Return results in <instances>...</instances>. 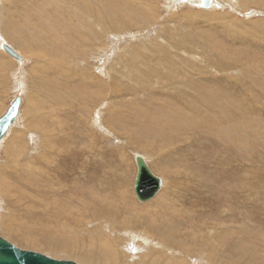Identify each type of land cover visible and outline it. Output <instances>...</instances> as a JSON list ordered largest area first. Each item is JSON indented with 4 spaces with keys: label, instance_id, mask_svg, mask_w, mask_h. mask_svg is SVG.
I'll use <instances>...</instances> for the list:
<instances>
[{
    "label": "rangeland",
    "instance_id": "rangeland-1",
    "mask_svg": "<svg viewBox=\"0 0 264 264\" xmlns=\"http://www.w3.org/2000/svg\"><path fill=\"white\" fill-rule=\"evenodd\" d=\"M47 1L59 9L72 3L71 0H0V39L23 58V62H18L3 50V46L0 48V115L15 96L22 95L24 98L23 112L0 150V181L6 179V189L3 192L0 189V219L12 218L18 225L0 228V236L19 248L58 260L97 264L83 262L77 255L79 252H67L59 242L75 240L92 244L90 237L103 233L115 238L116 233L111 231L113 227L122 230L119 237H127L125 227L117 225L124 215L120 217L117 207L106 202L115 192L111 185L121 178L122 184L127 183L125 186L120 185L125 197L129 198L127 200L133 198L139 205H147L168 189H174L175 192L167 193L166 197H176L173 204H177V207L187 206L185 208L191 213L190 216L175 208L182 215L177 218L169 207L164 216L155 215L159 221L151 219L154 225L150 228L143 226L145 228L136 229L157 233V225L169 224L167 220L172 219L177 223L175 229L180 231L172 236L177 235L175 240L181 242L180 246L169 241L166 246L157 234L154 236L146 231L134 230V234L139 235L136 238L137 246L131 245L138 253H135V264H146L143 260L155 254L152 250L161 252V243L176 260H185L186 264L194 260L193 264H205V261L208 262L205 255L207 250L198 246L204 245L202 240L205 235H198V232L213 231L214 236H217L218 231L223 233L225 230L213 224L226 219L232 220L227 222L235 231L234 240H226L230 243L225 241V245H221L224 248L228 246L232 258L235 257L233 260L230 258V264H264V0H217L219 6L209 9L188 4L185 0H110L109 6H95L104 14L105 22L99 23L86 17L85 22L78 26L80 33L72 47L66 43L63 30L58 29L60 37L52 36L50 39L43 27L41 36L30 26L33 21L21 19L27 13L41 12V2L47 4ZM92 1L98 5L95 0ZM24 8H27V12H24ZM210 16L219 19L212 20ZM254 24L259 27L255 28ZM198 69L202 70L206 88L217 91L221 86L224 87L240 96L239 105L234 106L231 95L222 96L218 102H212V98L210 102L207 98L205 102L197 99L196 102L204 104V110L215 116V119L209 120L203 116L196 118L193 114H187L186 111L196 112L195 105L189 103L184 94L189 79ZM246 72L252 82L244 80ZM47 80L54 82L53 96L44 94L41 88ZM96 85L102 86L100 94L94 88ZM234 85L236 89L232 87ZM206 88H198V91L204 93ZM55 89L61 90L62 107L60 99H57L60 91L57 90L56 94ZM183 96L185 99L181 101ZM37 103L40 105L36 106ZM218 104L224 108L222 115L216 113L219 111L216 108ZM153 105L159 108L154 109ZM247 110L249 114L245 115ZM159 111L166 115L162 116ZM170 113L175 115L174 121L179 123L177 130L164 137L152 131L144 135L148 127H161L166 123L165 120H171L164 118ZM44 116L48 117L44 119ZM240 116H248V123ZM231 118H238V122ZM202 119H206L202 126L185 122ZM47 135L52 140L49 141L51 144ZM130 139L134 147L127 145ZM186 139L197 146L186 142ZM151 141H155L158 146L152 148ZM145 142L149 143L150 148L140 150ZM14 144L17 151L10 153ZM191 148L197 154L195 157L199 158L189 163L188 157L195 158L194 153H190ZM62 149H65L63 156ZM135 153L145 156L152 171L163 180L161 190L147 202H140L134 191L137 174ZM178 155L183 156V159L177 160L175 164L166 163L171 161L170 158L176 160ZM162 163L170 175H163L154 167ZM229 167L232 172L226 174L225 169ZM203 170L210 178H190L193 172L202 173ZM229 179L237 181L232 184V188L224 186ZM200 181L209 182V187H205L202 182L200 184ZM193 183L197 185L193 187ZM191 187L192 190L202 188L213 191L207 192L210 203L207 201L208 204L203 207V214L184 202L185 199L199 201L195 197L202 198L201 193L190 196V191L186 190ZM229 189H233L234 195L230 193L231 196H227ZM227 198L232 201L234 216L231 219L225 217L228 213L222 214ZM85 203L88 207H85ZM55 204H59L55 206L57 213ZM106 206L115 213H104ZM211 207L215 210L211 211ZM216 208L219 214H216ZM75 213L80 216L76 217ZM147 213L144 210L143 214L148 216ZM197 222L203 225L197 227ZM69 227L74 229L73 234ZM146 233L151 236L147 238ZM182 233L187 237L185 240ZM142 238L150 239V242L145 243ZM186 239L192 245H197L196 251L192 249L190 252L185 247L186 250H183L185 242H189ZM38 240L41 243L47 240L45 244L55 248L36 247ZM96 244L105 246L112 243ZM115 248L118 253H129L122 245L117 244ZM233 249L237 251L236 256ZM181 256L186 258L181 259ZM160 257L161 262L165 260V255L161 254Z\"/></svg>",
    "mask_w": 264,
    "mask_h": 264
},
{
    "label": "bare ground",
    "instance_id": "bare-ground-1",
    "mask_svg": "<svg viewBox=\"0 0 264 264\" xmlns=\"http://www.w3.org/2000/svg\"><path fill=\"white\" fill-rule=\"evenodd\" d=\"M42 1V0H41ZM68 1V0H67ZM72 1V3L71 4H69L68 6L66 5V6H64V7H62V8H58V7H56V5L55 4H52V2L51 3H49L48 1V3L46 4L45 2H41V12L39 11V12H37L36 14H30V13H27V14H25V15H22L21 16V19H24V21H26V22H29V21H33V23L30 25V26H32L33 28H34V32H40V35H41V27H43V29H44V31H46V33L49 35V37L48 38H50V37H52V36H54V38H58V37H60L59 35H58V29H61V30H63L65 33H64V38H65V41H66V43H68V44H70V46L72 47L73 45H74V43L76 42V40H77V38H78V35H79V33H80V28L78 27L80 24H83L84 22H85V20H86V17H90V18H92L94 21H96V22H99V23H104L105 22V16H104V14L102 13V12H100L98 9H97V7H103V6H109L110 5V3H111V1L110 0H95L97 3H98V5H96V4H94L93 3V1L92 0H71ZM173 1V0H172ZM214 1V5H213V3H212V6H213V8L215 7V8H217L219 5H218V1L217 0H213ZM36 2H37V0H36ZM65 3V2H64ZM221 3V2H220ZM183 4V3H182ZM47 5V6H46ZM55 5V6H54ZM95 6H97V7H95ZM182 6V5H181ZM199 6V5H198ZM197 6V7H198ZM211 6V7H212ZM189 7H190V5H189ZM191 7H193V6H191ZM191 9V8H190ZM24 12H27V8H24ZM221 15H223V14H220V16ZM16 18H17V16H16ZM210 18L213 20V18H217V20L219 19L218 17H214V16H210ZM18 19V18H17ZM194 19V18H193ZM210 19V20H211ZM211 20V21H212ZM224 20V19H223ZM231 20H232V18H231ZM228 21V20H227ZM210 22V21H209ZM221 22V21H220ZM231 22V21H230ZM260 22V21H259ZM73 23V24H72ZM217 23V22H216ZM63 24H65L66 25V27L63 25ZM72 24V25H71ZM223 24H225V23H223ZM234 24V23H233ZM62 25V26H61ZM227 25H228V23H227ZM249 25H250V23H249ZM255 25V24H254ZM263 25H264V23H263ZM25 26H26V24H25ZM68 26H71L70 28L68 27ZM226 26V25H225ZM256 27L255 28H257V27H259V26H257V25H255ZM61 27V28H60ZM261 27V26H260ZM27 28V27H26ZM225 28V27H224ZM236 28H237V26H236ZM248 28V27H247ZM69 29V30H68ZM227 29H229L228 27H227ZM239 29V28H238ZM244 29V28H243ZM245 29H246V26H245ZM250 29V28H249ZM259 29V28H258ZM248 30V29H247ZM227 31V30H226ZM230 31V30H229ZM59 32H61V31H59ZM241 32V31H240ZM249 33H250V31H248ZM242 33V32H241ZM245 33V32H244ZM247 33V32H246ZM256 33V32H255ZM42 34H44V33H42ZM231 34V33H230ZM235 34V33H234ZM256 34H258V33H256ZM246 35V34H245ZM259 35V34H258ZM42 36V35H41ZM62 36V35H61ZM239 36H240V34H239ZM244 36V35H243ZM248 36H250V35H248ZM251 36H253V35H251ZM37 37V36H36ZM254 37V36H253ZM62 38V37H61ZM252 38V37H251ZM51 39V38H50ZM242 39V38H241ZM258 39V38H257ZM38 40V39H37ZM39 40H40V38H39ZM65 42H63V44H64ZM4 44H6L5 42H2V40L0 39V48H2V46L4 45ZM67 46V45H66ZM64 47V46H63ZM62 51V50H61ZM69 51V50H68ZM60 53H62V52H60ZM67 53V52H66ZM71 53V52H70ZM182 53V52H181ZM65 55V54H64ZM67 55V54H66ZM180 55V54H179ZM39 56V55H38ZM193 56V55H192ZM65 57V56H64ZM183 58V57H182ZM169 59V58H168ZM16 60V59H15ZM37 60V59H36ZM63 60V59H62ZM18 61V60H17ZM38 61V60H37ZM181 61V60H180ZM18 62H23V60L22 61H18ZM61 62V61H60ZM167 62H169V61H167ZM169 64V63H168ZM167 64V65H168ZM171 64V63H170ZM169 64V65H170ZM191 65L193 64V67H196V65H194V63H190ZM262 64V63H261ZM59 65H62V64H59ZM166 65V64H165ZM253 65V64H252ZM256 66V65H255ZM234 67V64H233V66H232V68ZM221 68H223V67H221ZM235 70V69H234ZM245 71H248V69H246ZM261 72V71H260ZM205 75H207V74H205ZM194 77V78H193ZM193 77H191L190 79H189V82H188V87H187V89H186V92H185V94H184V96L186 97V99L189 101V103L191 102V103H193L194 105H195V107H196V112L195 113H192L191 111H186V113L187 114H193L194 116H196V118L198 117V116H203L204 118H208L209 120H213V119H215V116H211V115H209L210 113L209 112H206L205 110H204V104H199L198 102H196V100L197 99H199L200 100V102L201 101H204L205 102V99L207 98L208 100H209V102L211 101V98L213 99L212 100V102L215 100V101H219L221 98H223L222 96H227V95H231L232 97H233V99H234V106H237V105H239L238 103H239V100H238V98L240 97V96H238V95H234V93L232 92H230V91H227L224 87L222 88V86L217 90V91H211V90H209L208 88H206V86L203 84V73H202V70H196V73H194V76ZM250 78L251 77H249V76H247V72L245 73V78H244V80L245 79H249V82H252V80H250ZM232 79V78H231ZM198 80V81H197ZM241 80V79H240ZM206 82H208L209 80H205ZM248 81V80H247ZM245 82V81H244ZM248 82V83H249ZM54 82L53 81H50V80H47L45 83H43L42 84V86H41V88L42 89H44V94H46V93H48V94H51L52 96H53V93H52V90H53V88H52V84H53ZM246 83V82H245ZM195 86H197L198 88H206V90L204 91V93H201V92H199L198 91V88H196ZM46 87V88H45ZM233 88H235L236 89V86L234 85V86H232ZM94 88H96L97 89V92L100 94L101 92H102V86L101 85H96V86H94ZM56 90V94H58V92H57V90L58 91H60L59 92V97H58V95H57V99H60V105H61V107L63 106V102L61 103V97H62V94H61V90L60 89H55ZM55 92V91H54ZM24 95H26V94H24ZM182 97V99H181V101L183 100L184 101V99H185V97ZM16 97V96H15ZM27 97V96H26ZM37 97V96H36ZM55 97V96H54ZM179 97V96H178ZM192 97H193V99H192ZM24 99V98H23ZM28 100V99H27ZM39 100H41V99H39ZM49 100V99H48ZM237 100H238V102H237ZM33 101V100H32ZM27 102V101H26ZM39 102H41V101H39ZM173 102V101H172ZM227 102V101H226ZM186 103V102H185ZM38 104L39 103H37L36 104V106H38ZM241 104V103H240ZM10 105V104H9ZM40 105V104H39ZM211 105V104H210ZM219 106L218 107H216V108H219V111H215L216 113H218L219 115H222L223 114V112H224V108H222V105H220V104H218ZM51 107L53 106V105H50ZM168 108H170V106L167 104L166 105ZM154 109H157V108H159V107H157V106H155V105H153L152 106ZM7 108V107H6ZM6 108H5V112L7 111L6 110ZM215 108V107H214ZM8 109V108H7ZM172 109H174V108H172ZM183 109H185V107L183 108ZM23 110V106L21 107V112H23L22 111ZM164 110V109H163ZM216 110H218V109H216ZM246 110V109H245ZM105 111V110H104ZM168 111V110H167ZM166 111V112H167ZM171 111H173V110H171ZM184 111V110H183ZM4 112V111H3ZM4 112V113H5ZM21 112H20V115H21ZM101 112V111H100ZM103 112V111H102ZM161 114H162V116L163 115H166L165 113H163L162 111H159ZM4 113H2L1 115H0V117L4 114ZM168 113H169V111H168ZM203 114H206L205 116L203 115ZM249 114V111L247 110V111H245V115H248ZM20 115H19V117H20ZM209 115V116H208ZM40 116V115H39ZM174 114H172V113H170L168 116H164V118H170L171 120H169V121H167V120H165L166 121V123L163 125V126H158V127H156V128H152V127H148V130H145L143 133H144V135H146V134H149V132H153V133H158V136H160V137H164V136H166L167 134H169L171 131H174V130H177L178 128H179V123H176V121H174ZM180 116V115H179ZM19 117L16 119V121L14 122V124L10 127V129H9V131H8V133L4 136V138L2 139V142L1 143H5L6 141H7V138H8V136L11 134V132H12V129L14 128V126H15V124H16V122L19 120ZM46 117H48V116H44V119L46 118ZM241 118H243L244 119V122H246V124L248 123V116H240ZM180 118V117H179ZM176 119H178V118H176ZM238 118H231V120H235V121H237L238 122V120H237ZM185 122H189V123H197L198 125H204L205 123H206V119H202V120H197V122L195 121V120H193V121H190V120H187V121H185ZM44 124H46L45 122H44ZM178 124V125H177ZM245 124V125H246ZM159 125V124H158ZM112 126V125H111ZM45 127V126H44ZM112 129V128H111ZM114 129V128H113ZM196 129V128H195ZM108 130H110V129H108ZM116 130V129H115ZM202 132V131H201ZM204 132V131H203ZM118 133V132H117ZM197 133V132H196ZM45 134V133H44ZM175 134H177V133H175ZM194 134V133H193ZM178 135V134H177ZM176 135V136H177ZM181 135V134H180ZM189 135H191V134H189ZM195 135V134H194ZM245 136V135H244ZM172 137H173V135H172ZM178 137V136H177ZM248 137V136H247ZM130 138V137H129ZM188 138V137H187ZM173 139V138H172ZM47 140H48V142L50 141V138H49V135H47ZM187 140V139H186ZM52 141V140H51ZM50 141V142H51ZM159 141V140H158ZM49 142V144H51ZM155 141H151L150 143H152V144H150L151 145V147L153 148V146H158V144L157 143H154ZM186 142H190V140L188 141H186ZM146 144H145V146H143V147H141L140 148V150L141 149H145V150H147V148H150L149 146V143H147V142H145ZM173 143H175V142H173ZM173 143H171V144H173ZM184 143H185V140H184ZM191 144H196V143H194V142H190ZM248 143V142H247ZM130 144V146L132 145L133 147L135 146L134 145V143H133V141H132V139H130V140H128V143H127V145H129ZM162 145H164V144H162ZM166 145V144H165ZM2 146H4V145H2ZM175 146V145H174ZM196 146H197V144H196ZM199 146V145H198ZM251 146V145H250ZM173 147V146H172ZM183 147V146H182ZM185 148V147H184ZM194 148V147H193ZM212 148V147H211ZM242 148H245V146L244 147H242ZM59 149H61V148H59ZM180 149V148H179ZM215 149V148H214ZM0 150H1V148H0ZM63 150H65V149H62L61 150V154H62V156H63ZM16 152L17 151V146L14 144L13 145V147H12V149L9 151L10 153H13V152ZM50 151V150H49ZM60 151V150H59ZM171 151V150H170ZM214 151V150H213ZM164 152V151H163ZM169 152V151H168ZM193 152V149L191 148V152L190 153H192ZM241 152V151H240ZM57 153V152H56ZM58 153H60V152H58ZM189 153V152H188ZM194 153V152H193ZM228 153V152H227ZM48 154V153H47ZM46 154V155H47ZM136 154H140V153H135V155H134V160H135V156H136ZM187 154V153H186ZM195 154L196 153H194L193 155H194V157H195ZM234 154V153H233ZM253 154V153H252ZM182 155V154H181ZM197 155V154H196ZM230 155H232V154H230ZM229 155V156H230ZM58 156V155H57ZM159 156V155H158ZM186 156V155H185ZM199 156V155H198ZM61 157V156H60ZM60 157H59V159H60ZM66 157V156H65ZM133 157V156H132ZM144 158H145V156H143ZM189 159V163H191L192 161H195L196 162V160L195 159H197V158H199V157H195V158H191V157H188ZM232 158H235V159H237V158H239V157H231V159ZM249 158V157H248ZM58 159V160H59ZM171 159V161H167L166 163H169V164H175L176 163V161L177 160H181V159H183V156L182 157H180L179 155H178V158H176V160H174V159H172V158H170ZM240 159V158H239ZM145 160L146 161H148L147 160V158H145ZM154 160V159H153ZM53 161H54V159H53ZM122 161V160H121ZM245 161V160H244ZM62 162V161H61ZM162 162V161H161ZM136 163V162H135ZM148 163V162H147ZM200 163V162H199ZM239 163H240V160H239ZM126 164V163H125ZM120 165V164H119ZM191 165V164H190ZM217 165H219V164H217ZM205 166V165H204ZM126 167V166H125ZM154 167L157 169V170H160V173L161 174H163V175H165V174H167V175H170V173L168 172V170L164 167V165H163V163L161 164V166L158 164V165H154ZM171 167V166H170ZM235 167V166H234ZM194 168V167H193ZM204 168V167H203ZM202 168V169H203ZM208 169V168H207ZM207 169H204V170H207ZM232 169V168H231ZM152 170V169H151ZM204 170L202 171V173H198V172H193V175H192V177H190V178H192V180L193 179H195V177L197 176L199 179H197V180H201L200 178L201 177H209L210 178V175H207L206 174V172L204 173ZM219 170V169H218ZM121 171V170H120ZM172 171V170H171ZM208 171V170H207ZM225 173L227 174L228 172H232V171H230V167L228 168V169H225ZM201 172V171H200ZM224 173V174H225ZM234 173V172H233ZM236 173V172H235ZM123 176H124V174H123ZM231 176H233V175H231ZM235 176H236V174H235ZM108 177V176H107ZM122 177V176H121ZM125 177V176H124ZM215 177V176H214ZM227 177V176H226ZM120 180H121V178L119 179V180H117L116 181V183H114L115 182V179H114V184L113 185H111L113 188H115V192H112V194H111V198L109 199V202L108 201H106L108 204L107 205H110V202H111V204H114L116 207H117V209H118V211H120L119 212V216L121 217V216H123L122 218H120V220H121V222L119 223V224H117V225H122V227H125V229H124V231L126 232L125 234H128L127 235V237H124V236H120L119 237V234H120V231H122V230H117V229H115L112 225V227L113 228H111V231H114V233H116L114 236H115V238H112V237H109V235H107V234H105V233H103V234H99V235H96V236H92V237H90V242L92 243V244H89V243H84L83 241H80V243L79 242H76L75 240H74V237H72V239L74 240V241H72V240H63V241H61V242H59V245H63L64 246V249L67 251V252H70V250H75V251H77V252H79V253H77V255L81 258V259H83V262H85V263H97V264H135L134 263V259H135V253L137 252V250H136V248H133L131 245L133 244V245H135V246H137L136 245V238L138 239L139 237V235L138 236H136L134 233H135V231H136V229L137 228H150L152 225H154V223H153V221L151 220V219H153V220H155V221H159L158 219H157V215H159V216H164V213H165V211H167L168 210V208L170 207L171 209H173L174 211H173V213L177 216V218H178V216H182V215H180V213H178L177 211H179V210H177V209H180L181 211H183V212H185V213H187V214H189V210L187 209V208H185V207H187V206H182V207H180L179 205H178V207H180V208H178L177 206H175V205H177V204H173L174 202H175V199L174 198H176V197H174V196H171V197H169V195H167L168 197H169V199L166 197V194L167 193H172V192H175L174 191V189L171 191V190H167L162 196H160V197H158L157 199H155L154 201H152L151 203H149V204H147V205H139L138 203H136V201H135V199H131L130 198V200H127V196L125 197V191H123V190H121L120 189V187H122V186H120V185H126L125 183H123L122 184V182H120ZM125 180V179H124ZM205 180V179H204ZM203 180V181H204ZM206 180H207V178H206ZM203 181H200V184H201V182H202V184H204L205 185V187H209V185L207 186V184L209 183V182H203ZM244 180H242L241 182H243ZM126 182V181H125ZM172 182V184H173V181H171ZM177 182V181H176ZM179 182V181H178ZM194 182V181H193ZM199 182V181H198ZM224 182V181H223ZM230 182H232L230 179L229 180H227V181H225V185L224 186H226V187H228V188H232V184H234L235 182H237V181H234V182H232V183H230ZM104 183V182H103ZM196 183H197V181H196ZM196 183H193V187H194V185L196 184ZM247 183V182H246ZM171 184V183H170ZM5 185H6V179H4L3 181H0V189H1V191L3 192V190H5L4 189V187H5ZM188 185V184H187ZM197 185V184H196ZM195 185V186H196ZM246 185V184H245ZM198 186H200V185H198ZM202 186V185H201ZM236 186H237V184H236ZM256 186V185H255ZM129 187V186H128ZM225 187V188H226ZM110 188V187H109ZM195 188H197V187H195ZM107 189V188H106ZM127 189V188H126ZM125 189V190H126ZM187 189V188H186ZM208 189V188H207ZM255 189V188H254ZM211 189H209V190H207V191H205V189H200V188H198V189H196V190H192V187L190 188V190H186V191H190L189 192V194H190V196H194L195 194H197V195H199L200 193L202 194V198L201 197H195L197 200H199V201H189L188 199H185L184 200V202L185 203H188V204H191L192 206H194L196 209V211L199 213V214H203V212H204V209H203V207L205 208V206H206V203H207V201H208V199H210V196H208L207 195V192H209ZM228 190V189H227ZM108 191V190H107ZM111 191V190H110ZM92 192V191H91ZM104 192H106L105 190H104ZM127 192V191H126ZM210 192H213V191H210ZM225 192H227V191H225ZM230 193H232L233 195H234V191H233V189H229V192L227 193L228 195L227 196H231L230 195ZM237 193V192H236ZM24 195V194H23ZM93 195V194H92ZM113 195V196H112ZM224 196H225V194H223ZM94 196V195H93ZM106 196V195H105ZM189 196V195H188ZM212 196V195H211ZM98 197H100L99 195H98ZM110 197V196H109ZM109 197H107V198H109ZM213 197V196H212ZM211 197V198H212ZM215 197V196H214ZM219 198V197H218ZM234 198H236V196L234 197ZM99 198H97V200H98ZM129 199V198H128ZM179 199V198H178ZM177 199V200H178ZM213 199V198H212ZM212 199L210 200V201H212ZM216 199H217V197H216ZM222 199H224L223 197H222ZM232 199V198H231ZM183 200V199H182ZM181 200V201H182ZM203 200V203L201 204L200 203V201H202ZM233 200V199H232ZM236 200V199H235ZM95 201V200H94ZM180 201V200H179ZM215 201V199L213 200V202ZM217 201H219L218 199H217ZM76 202V201H75ZM222 202V201H221ZM225 203H224V207H219V208H224V212L222 213V214H224V213H228L225 217L226 218H230L231 219V216L233 215V209H232V201L231 200H229L228 201V198H227V201H224ZM208 203H210L209 201H208ZM207 203V204H208ZM2 204V203H1ZM86 204V203H85ZM99 204V203H98ZM102 204V203H101ZM182 204V203H181ZM201 204V205H200ZM213 204H215V203H213ZM212 204V205H213ZM217 204V203H216ZM39 205V204H38ZM57 205H59V204H55L54 205V209H55V211H56V213H57V211H58V209H56L55 208V206H57ZM113 205V206H114ZM117 205H119V206H117ZM186 205V204H185ZM222 205V204H221ZM223 206V205H222ZM77 207V206H76ZM85 207H88V204H86V206ZM167 209H166V208ZM215 207H217V206H215ZM1 208V207H0ZM175 208H177V209H175ZM207 208V207H206ZM101 209V208H100ZM106 209L107 210H103L104 211V213L106 212V211H110L111 212V215H113V213H115V212H113V210H112V208H110L109 206H106ZM113 209H115V207L113 208ZM210 209H212L211 211H213V210H215V209H213L212 207L210 208ZM218 208H216V210H217ZM59 210H62V207H59ZM144 210H146V212H148L149 213V215L148 216H146V215H144L143 214V212H144ZM150 210V211H149ZM65 211V210H64ZM115 211V210H114ZM133 211H135V213L132 215V212ZM168 212H170V211H168ZM210 212V211H209ZM209 212H207V213H209ZM215 212V211H214ZM217 212L218 213H216V214H219V211L217 210ZM147 213V214H148ZM151 213V214H150ZM152 213H153V215H152ZM173 213H171V214H173ZM1 214V213H0ZM66 214V213H65ZM182 214V213H181ZM191 214V213H190ZM189 214V215H190ZM193 214H194V212H193ZM197 214V213H196ZM198 214V215H199ZM210 214H211V212H210ZM213 214V213H212ZM59 215V214H58ZM75 215H76V217H77V215L78 216H80L79 214H77V213H75ZM152 215V216H151ZM156 215V216H155ZM169 216V215H168ZM191 216V215H190ZM194 216V215H193ZM210 216V215H209ZM212 216H214V215H212ZM234 216V215H233ZM92 217L94 218L95 216L92 214ZM188 217V216H187ZM211 217V216H210ZM219 217H221V216H219ZM4 218V217H3ZM7 218H8V216H7ZM65 218V217H64ZM82 218V217H81ZM117 218H119V217H117ZM164 218V217H163ZM166 218V217H165ZM174 218V217H173ZM180 218V217H179ZM203 218H205V217H203ZM215 218V217H214ZM217 218V217H216ZM66 220H67V218H65ZM168 219V218H167ZM194 220H196L195 218H193ZM71 220V219H70ZM82 220H83V218H82ZM119 220V219H118ZM174 220H176V218H174ZM179 220V219H178ZM183 220V219H182ZM213 220V219H212ZM216 220V219H215ZM227 220L228 219H226V221H224V222H222V221H219V223L217 222V224L216 223H212L213 225H216L215 227L217 228L218 226H220L219 228L220 229H223V230H225L223 233H221V231H218V235L217 236H214V232L212 231V232H210V233H207V232H205L204 230H199V232H198V235L199 234H201V236H202V234H204L205 235V239L204 240H202L203 242H204V245H198V246H200V249H203V250H207V253H205V255L208 257L207 259H208V262L207 263H209L210 262V264H230L231 263V261L235 258H232V256H231V251L229 252V247L227 246H225V248H227V249H225L224 248V246H221V245H225L224 244V242L226 241V240H229L230 242L232 241V240H234V237H235V231H234V229H233V227H231L229 224H228V222H227ZM94 221V220H93ZM154 221V222H155ZM167 221H169L170 223L169 224H161V225H157V224H155V225H157V233H155L154 231V233L152 234L150 231H147V230H145V229H141V230H137V231H146V232H148L149 234H151V235H154V234H157V237L159 238V237H161L160 239L161 240H164L165 241V243H164V245H166V246H168L169 245V242L171 243H174V244H176V245H179L180 246V241H177V240H175V239H177L176 238V236L177 235H175V236H172V235H174V234H177V231H179V230H177V229H175V227H176V222H174L172 219H168ZM166 221V222H167ZM186 221H187V219H186ZM203 221V220H202ZM229 222H231L232 220H228ZM72 222V221H71ZM98 222V221H97ZM164 222V221H163ZM178 222V221H177ZM200 222H201V220H200ZM180 223V222H179ZM182 223V222H181ZM186 223V222H185ZM27 224V223H26ZM159 224V223H158ZM183 224V223H182ZM189 224V223H188ZM197 227H201V225H203V223L202 224H200V223H198L197 222ZM13 225H18L17 224V222H15V221H13V219L12 218H9V219H6L5 220V218L4 219H0V228H2V227H10V228H14V227H11V226H13ZM22 225V224H21ZM68 225V224H67ZM179 225H181V224H179ZM196 225V224H195ZM234 225V224H233ZM109 226V225H108ZM108 226L106 227V228H108ZM143 226H145V227H143ZM155 227V226H154ZM185 227V226H184ZM70 228V230H72V231H70L71 232V234H73L74 232H73V230L74 229H72L71 227H69ZM188 227H186V229H187ZM6 229V228H5ZM103 229H105V228H103ZM155 229V228H154ZM170 229V230H169ZM185 229V228H184ZM201 229V228H200ZM219 229V230H220ZM3 230V229H2ZM26 230V229H25ZM100 230V229H99ZM135 230V231H134ZM153 230V229H152ZM168 230L170 231L169 233H168ZM217 230V229H216ZM8 231V230H7ZM10 231V230H9ZM13 231H15V230H13ZM18 231V230H17ZM16 231V232H17ZM98 231V230H97ZM96 231V232H97ZM136 231V232H137ZM183 231V230H182ZM181 231V232H182ZM92 232V231H91ZM95 232V231H94ZM180 232V231H179ZM217 232V231H216ZM22 233V232H21ZM86 233V232H85ZM186 233H188V232H186ZM87 234V233H86ZM89 234V233H88ZM149 234H145L146 236H147V238H149V236H151V235H149ZM182 235H183V237H184V239L183 240H185V238H187V237H185V234L184 233H182ZM207 235H209V236H207ZM145 236V237H146ZM155 236V235H154ZM186 236H188L187 234H186ZM85 237V236H84ZM142 237V236H141ZM209 237V238H208ZM53 238V237H52ZM180 239L179 240H181V237H179ZM195 238V237H194ZM200 238V237H199ZM261 238V237H260ZM142 240H143V242H145V243H149L150 242V239H148V240H146L145 238H142ZM186 240H188V239H186ZM199 240H201V239H199ZM198 240V241H199ZM152 241H153V239H152ZM169 241V242H168ZM189 242H185V245L183 246V248L185 247V248H187L190 252L191 251H193L192 249H194V251H196V244H193L192 245V243H191V241L190 240H188ZM47 242V240L45 241V240H43L42 241V243H41V240H38V242H37V246L36 247H42V248H52V249H54L55 247H53V246H49V245H46L45 243ZM97 242H104V243H106V244H111V245H105V246H102L101 244H96ZM184 241H182V243H183ZM201 242V241H200ZM199 242V243H200ZM227 242V241H226ZM230 242H227V244L228 243H230ZM234 243H235V241H234ZM87 245L86 247L85 246H83V245ZM117 244H119V245H122L125 249H128L129 250V253H124L123 251H119V253L116 251V248H115V246H117ZM157 244V243H156ZM231 244H233V242L231 243ZM230 244V245H231ZM238 244V243H237ZM236 244V245H237ZM15 245V244H14ZM172 245V244H171ZM170 245V246H171ZM158 246V245H157ZM152 247H153V245H152ZM159 247H161V252L159 251V253H157V251H155V250H152V253H155V254H152L151 255V257H149V258H146V259H148V260H143V262H145L146 264H186V262H184V261H179L178 259L176 260V257H173V256H170V252L169 251H167V249L168 248H166V247H163V245H162V243L160 244V246ZM223 247V248H222ZM80 248H81V250H80ZM154 248V247H153ZM158 248V247H157ZM173 248V247H172ZM172 248H170V249H172ZM177 248V247H176ZM181 248H182V246H181ZM182 248V249H183ZM183 249V250H186V249ZM223 249H225V250H223ZM177 250V249H176ZM182 250V251H183ZM187 250V251H188ZM235 249H233V253H234V255L236 256L237 255V251H234ZM169 252V253H168ZM173 252H176L174 249H173ZM246 252V251H245ZM179 253V252H178ZM181 253V252H180ZM195 253V252H194ZM197 253H198V251H197ZM65 254H69V253H65ZM136 254H138V253H136ZM161 254H163V255H165V260L163 261L162 260V262L160 261L161 260V257H160V255ZM183 254V253H182ZM191 254H193V253H191ZM174 255V254H173ZM175 255H176V253H175ZM185 255V254H184ZM194 255V254H193ZM204 256V255H203ZM177 257H179V256H177ZM182 257V256H181ZM227 258L226 260H224L223 258ZM180 258V257H179ZM184 258H186V257H184ZM183 257L181 258V259H184ZM229 258V259H228ZM230 258H232V260H230ZM193 259V258H192ZM194 260V259H193ZM193 260H191V261H193ZM202 260V259H201ZM223 261V262H222ZM194 262H195V260H194ZM193 262V263H194ZM192 262H190L189 264H193ZM206 263V261H205V264H207ZM233 264V263H232Z\"/></svg>",
    "mask_w": 264,
    "mask_h": 264
},
{
    "label": "water",
    "instance_id": "water-1",
    "mask_svg": "<svg viewBox=\"0 0 264 264\" xmlns=\"http://www.w3.org/2000/svg\"><path fill=\"white\" fill-rule=\"evenodd\" d=\"M186 3L211 8L213 0H185ZM3 50L12 58L22 61V56L10 45L4 44ZM23 104L22 95H17L7 111L0 117V148L4 136L19 117ZM135 162L137 174L134 191L140 202H147L154 198L163 186V180L150 168L141 154H136ZM0 264H78L70 260H58L45 254L24 250L0 236Z\"/></svg>",
    "mask_w": 264,
    "mask_h": 264
}]
</instances>
